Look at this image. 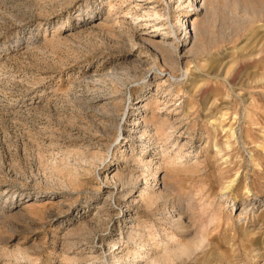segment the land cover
Here are the masks:
<instances>
[{
  "label": "rangeland",
  "instance_id": "obj_1",
  "mask_svg": "<svg viewBox=\"0 0 264 264\" xmlns=\"http://www.w3.org/2000/svg\"><path fill=\"white\" fill-rule=\"evenodd\" d=\"M0 264H264V0H0Z\"/></svg>",
  "mask_w": 264,
  "mask_h": 264
},
{
  "label": "bare ground",
  "instance_id": "obj_2",
  "mask_svg": "<svg viewBox=\"0 0 264 264\" xmlns=\"http://www.w3.org/2000/svg\"><path fill=\"white\" fill-rule=\"evenodd\" d=\"M173 30H174V29H173ZM175 31H176V30H175ZM170 62H173V64H175V63H176V62H175L174 60H172V59L170 60Z\"/></svg>",
  "mask_w": 264,
  "mask_h": 264
}]
</instances>
